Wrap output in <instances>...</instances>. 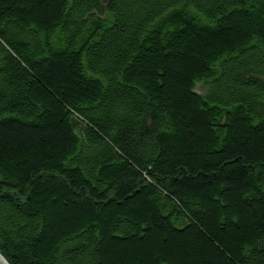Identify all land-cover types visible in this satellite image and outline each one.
Masks as SVG:
<instances>
[{
    "label": "trees",
    "instance_id": "obj_1",
    "mask_svg": "<svg viewBox=\"0 0 264 264\" xmlns=\"http://www.w3.org/2000/svg\"><path fill=\"white\" fill-rule=\"evenodd\" d=\"M0 256L264 264V0H0Z\"/></svg>",
    "mask_w": 264,
    "mask_h": 264
},
{
    "label": "water",
    "instance_id": "obj_2",
    "mask_svg": "<svg viewBox=\"0 0 264 264\" xmlns=\"http://www.w3.org/2000/svg\"><path fill=\"white\" fill-rule=\"evenodd\" d=\"M0 264H7L6 261L0 256Z\"/></svg>",
    "mask_w": 264,
    "mask_h": 264
},
{
    "label": "rangeland",
    "instance_id": "obj_3",
    "mask_svg": "<svg viewBox=\"0 0 264 264\" xmlns=\"http://www.w3.org/2000/svg\"><path fill=\"white\" fill-rule=\"evenodd\" d=\"M200 90H201V87L199 86V87H198V91L200 92Z\"/></svg>",
    "mask_w": 264,
    "mask_h": 264
}]
</instances>
